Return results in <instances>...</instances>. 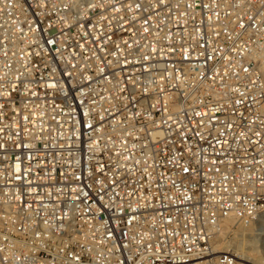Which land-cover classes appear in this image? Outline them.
Masks as SVG:
<instances>
[{
    "label": "built area",
    "instance_id": "built-area-1",
    "mask_svg": "<svg viewBox=\"0 0 264 264\" xmlns=\"http://www.w3.org/2000/svg\"><path fill=\"white\" fill-rule=\"evenodd\" d=\"M264 212V0H0V264H250Z\"/></svg>",
    "mask_w": 264,
    "mask_h": 264
},
{
    "label": "rangeland",
    "instance_id": "rangeland-1",
    "mask_svg": "<svg viewBox=\"0 0 264 264\" xmlns=\"http://www.w3.org/2000/svg\"><path fill=\"white\" fill-rule=\"evenodd\" d=\"M236 222L237 221L229 224L228 228H226V230H224V234L220 233V237H223V239L221 240V238H220V244H219L220 247L218 245H217V247L221 248L226 243H231V241H232V243L234 242L233 245H235V248H236L237 247L236 245L239 241H241V242L243 241L244 243H246V241L249 242L250 240L255 239V243H248L247 244V246H246L247 250L245 252V255H247L248 258L247 257H245V258L250 261V264H264V218L262 219V218L258 217L257 219H251L249 221H244V224H245V222H246V224L251 223L253 228H251L250 230H245V229L242 230V228L238 229L239 224L236 225L235 224ZM239 222H242V221L239 220ZM241 235H243L244 238ZM248 238H250V239H248ZM244 245H246V244H244ZM240 252H242V251H238L237 254H241ZM256 258L258 259V261H254V260H257Z\"/></svg>",
    "mask_w": 264,
    "mask_h": 264
},
{
    "label": "bare ground",
    "instance_id": "bare-ground-1",
    "mask_svg": "<svg viewBox=\"0 0 264 264\" xmlns=\"http://www.w3.org/2000/svg\"><path fill=\"white\" fill-rule=\"evenodd\" d=\"M258 217H260V218H264V212L263 213H261V214H259V215H257L254 219H257ZM235 221H237L235 224L236 225H238V229H241L242 228V230H250L251 228H253V226L251 225V223L249 224H246V222H245V224H244V221H242V222H239V219H236L235 217H233V216H230V217H226L225 219H223L221 222H220V224H219V230H218V238H217V241H216V245H215V250L217 251V252H227V251H231V252H235V253H237L238 251H242V252H240L241 253V255H243L244 257H247L248 258V256L247 255H245V252H246V246H247V244L248 243H255V239H252V240H250L249 242H247L246 241V243H244L243 241L241 242V241H239L238 243H237V247L235 248V245H233L234 244V242L232 243V241H231V243H226L225 245H223L221 248H219L220 246H219V244H220V238H221V240L223 239V237H220V233H223L224 234V230H226V228H228V226H229V224H231V223H234ZM253 230V229H252ZM259 231V230H258ZM244 232V231H243ZM250 232V231H249ZM242 237H243V235H241ZM244 238V237H243ZM253 238V237H252ZM248 239H250V238H248ZM257 240V239H256ZM237 242V241H236ZM244 244H246V245H244ZM217 245L219 246V247H217ZM234 248V249H233ZM252 249V248H251ZM258 249V248H257ZM259 258V257H258ZM254 259V258H253ZM257 259V258H256ZM254 261H258V259L257 260H254ZM260 262V261H259ZM258 262V263H259Z\"/></svg>",
    "mask_w": 264,
    "mask_h": 264
}]
</instances>
